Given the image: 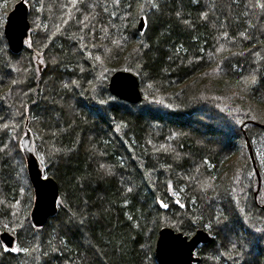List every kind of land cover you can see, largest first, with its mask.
<instances>
[{"label": "trees", "instance_id": "1", "mask_svg": "<svg viewBox=\"0 0 264 264\" xmlns=\"http://www.w3.org/2000/svg\"><path fill=\"white\" fill-rule=\"evenodd\" d=\"M28 2L20 54L0 12V264H158L165 227L210 234L198 264H264V0ZM117 71L141 103L111 95ZM27 130L60 188L43 228Z\"/></svg>", "mask_w": 264, "mask_h": 264}, {"label": "water", "instance_id": "2", "mask_svg": "<svg viewBox=\"0 0 264 264\" xmlns=\"http://www.w3.org/2000/svg\"><path fill=\"white\" fill-rule=\"evenodd\" d=\"M30 11L27 0H19L6 18L4 36L13 54H20L30 38L32 29ZM145 27L146 21L142 17L138 23V31L144 32ZM108 90L118 100L131 105H137L143 101L140 80L132 72H115L110 77ZM20 147L26 160L27 174L34 192L30 219L35 228H43L58 212L59 184L53 177L44 176L35 155L34 139L30 130H27L20 139ZM253 165L259 179L260 189L261 176L254 159ZM0 240L8 249H12L15 246L16 237L4 231L0 233ZM211 241L212 237L205 230H198L189 238L165 227L159 232L155 256L158 264H198L200 257L196 255L197 249L202 244Z\"/></svg>", "mask_w": 264, "mask_h": 264}, {"label": "rangeland", "instance_id": "3", "mask_svg": "<svg viewBox=\"0 0 264 264\" xmlns=\"http://www.w3.org/2000/svg\"><path fill=\"white\" fill-rule=\"evenodd\" d=\"M28 1V0H27ZM29 5V2H28ZM15 5H13V0H1L0 1V12L5 13L6 15H8V13H10V11L13 10ZM30 7V5H29ZM31 10V8H30ZM7 17V16H6ZM5 22H6V18H5ZM129 72V71H128ZM46 177H48L47 175H45ZM172 229V228H171ZM174 230V229H173ZM175 231V230H174ZM177 232V231H175ZM177 233H181V232H177ZM183 234V233H182Z\"/></svg>", "mask_w": 264, "mask_h": 264}, {"label": "snow or ice", "instance_id": "4", "mask_svg": "<svg viewBox=\"0 0 264 264\" xmlns=\"http://www.w3.org/2000/svg\"><path fill=\"white\" fill-rule=\"evenodd\" d=\"M13 251H15V249Z\"/></svg>", "mask_w": 264, "mask_h": 264}]
</instances>
